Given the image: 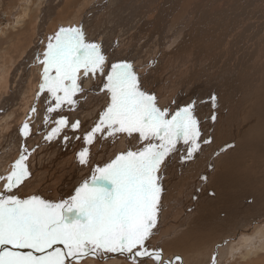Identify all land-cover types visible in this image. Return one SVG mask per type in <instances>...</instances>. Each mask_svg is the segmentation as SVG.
<instances>
[{
  "label": "rangeland",
  "instance_id": "obj_1",
  "mask_svg": "<svg viewBox=\"0 0 264 264\" xmlns=\"http://www.w3.org/2000/svg\"><path fill=\"white\" fill-rule=\"evenodd\" d=\"M38 1L39 0H0V52L2 50L4 51L6 47L8 48L10 44H14V42L27 47L25 51L26 54L24 53L21 58H16L17 61L15 63L10 64V69H12L11 71L13 73L9 72L10 74L7 76V83L9 84H7L3 93L5 95L0 97V118H3V120H0V177H4L10 173L11 166L20 158L23 150L27 149V152H24V154L28 156L25 164L29 176L18 188L14 189L15 194L20 198L36 195L34 192L28 193V191H31V189L28 190V188L33 186V189H35V187L41 185L37 184V181L42 179V183L44 182V178L49 176L50 180L45 181L47 184L46 186L54 185V183L56 184L58 181L62 184L59 198L57 199L56 193H54L53 198L47 199V201L56 203L74 196L75 190L85 180L91 179L92 172L96 167H103L115 159L118 154L128 150L135 151L144 145L139 141L138 134H133L132 137L127 139V134L124 133H119L114 137L109 136L107 130H105L104 133H97L92 144L89 145L85 143V135L96 126L101 114L110 103L108 94L103 90L105 77L99 74L95 77L81 79L80 86L83 91L77 93L73 97V100L76 102L74 105L63 103L59 109L48 112V108L50 106L55 107L56 102L46 90L43 92L40 90L43 65L39 62V59H43V53L49 42V37H47V42L45 43V35L49 36L54 22L63 19L64 21L61 27H80L84 32L87 42H94L101 45V50L107 57L105 74L110 71L112 63L127 62L133 66L136 74L140 77L145 74L147 69H150L153 59L158 58L160 52L165 53L171 49L175 50L174 45L184 37L183 35L185 32L195 22L196 13L200 6H202V10L203 6H207L208 11L212 13L211 15H217L228 8V4L231 0H175L174 3H176V5L172 10L173 13L171 11L170 15L168 14L166 20L164 19L165 22L155 23L159 28L162 27L160 33L153 31L151 28L143 32V29L145 23L149 25L148 23L154 20L156 21V16L162 12L160 10L163 8L165 0H73L71 7L66 6L64 8H62L61 0H40L41 3L38 4V9L33 12L30 9H32ZM84 2L86 6L83 8ZM24 9L29 10L28 14L31 18L27 26L23 25L21 27L16 23L22 12L25 11ZM31 34L32 36H30ZM29 38L32 40H28ZM29 42H31V44L27 46ZM33 47L37 48L36 52L34 51V56L32 54L33 52H31L32 50L27 52ZM255 48L259 47L255 46ZM259 50H261V48H259ZM30 52L32 55L29 54ZM167 56L168 55L165 57ZM259 59L260 61L263 60L264 55L260 56ZM171 60L173 61V59ZM173 64L176 65V63L169 64L160 75L161 79L164 80L167 85L170 83L169 78L172 76V72H175L173 75L174 77L176 76L179 78L180 75L176 71H172L173 69L171 66H174ZM260 66L264 68V60L261 61ZM246 75H241V87L246 85V79L244 78ZM262 75H264V70ZM30 83L32 84V88L29 93V87H31ZM193 86L194 85H192L190 89H194L195 87L193 88ZM241 87L239 88L237 84H235L231 90L233 97L230 98L225 96V92L221 94L223 91L217 89L218 96H223L218 98L216 95V99H218L215 102L214 109H216L212 112V115L216 117L215 121L217 117L221 116L222 113H224L223 111H225L223 107L220 108L217 106V103L227 100L224 105L231 106L233 100L238 97L239 92L242 90ZM230 88L231 87H226L225 91H228ZM251 88H253L252 82ZM164 90L162 93L157 91L158 93H153V95H155L157 99V105L162 109H168L169 114L172 115L177 111L178 105L175 107L177 101L174 99L175 96L170 93V90ZM144 91L147 92L145 89ZM25 92L31 95L30 106L27 109L24 108V103H22V100L27 97ZM196 93H198V91L194 94ZM4 100L6 101L4 102ZM202 106H204V103ZM33 108H35L34 112L32 111ZM204 109L205 108H202L204 117V120L201 122L202 130H205L209 123L211 124L210 118H208L211 115L210 110L207 112ZM7 112H9V116L10 114L14 116L9 118ZM4 118L6 119L4 120ZM62 118L68 121V126L63 127L59 134L54 136L51 140L46 139L52 129L57 127L56 121ZM6 120L8 121L6 122ZM76 122H79V127L73 129L71 125ZM251 122H254V119ZM25 123L29 125V134L26 137L21 134V129ZM245 129L246 127L244 129H239L241 134L238 137L245 135V133H243ZM65 137H67V139H65ZM127 144L129 146H127ZM237 145L236 143V147ZM130 146L132 148H130ZM84 148H88L89 150L88 163L86 165H81L78 160V154ZM229 148L230 146L227 147V149ZM62 151L65 152V155L60 158L58 161L59 164H54L52 166L55 158L59 156ZM245 151H242L244 154H239L241 156L245 155V158L241 165V170H238V179L235 181V184H232V188H236L237 192L240 191L242 195L244 190L248 192L249 190L264 188V156L251 149ZM171 158L173 159V157L166 158L164 164L161 165V170L171 164ZM41 164L43 165L41 166ZM67 164L70 165L71 169L69 174H66L65 172L67 170L63 168L66 167ZM74 164H78L77 167H74L77 172L75 173L77 174V179L72 176V166ZM39 166L43 168L39 172L31 175L34 168ZM222 170L223 167L218 165L215 168L214 174L209 178H215V180H217ZM245 174L248 175V181ZM188 179L187 184L189 186H187L189 190L190 184L194 185L195 179H190V177ZM2 184L3 181H0V185ZM30 184L32 185L30 186ZM0 188V191H3V188ZM231 192L233 191L231 190ZM233 193L238 201L243 199L241 195L236 196L237 193ZM45 194L46 191H44L41 196ZM183 194L186 195L184 189L181 191V196ZM206 195L207 191L203 196L205 197ZM178 201L176 205L174 204L176 209L173 212L170 211L173 206L168 208L166 207L168 205L167 202L164 204H162V201L159 202L160 213L158 212L156 226L152 229L153 234L145 242L149 251L153 253L159 252L163 255V257L161 256L163 264H165L164 259L169 261L171 258L170 261H172V258L176 255L186 256L188 260L185 261V264H212L211 258L214 257L213 255H215V253L218 258L222 253L221 248L238 242L242 235L251 236L257 225L261 227L264 226L263 217H253L247 222V216H241L232 222L227 221V219L222 220L219 218L218 223L210 225L207 222L206 216H209L213 212L211 209H205L199 217L193 219L194 222H190L188 225V231L196 230L199 226H207V229L201 230V233L198 235L197 233H193V245L188 241L187 246L185 243H182L183 245H179L175 248L169 247L165 249L164 244L169 237L171 236V238H173L172 236L179 231L182 225L186 222L188 223V220L194 218L196 214V212H193L195 213L194 215L192 212L190 213L189 204H187V206L186 204L181 205ZM217 203L220 204V201ZM190 204L192 205V201ZM215 214L217 217H220L219 210L216 211ZM221 243H223V245H221ZM263 245L264 242H260L259 248H263ZM263 251L264 249L261 250L256 257L240 260L239 258H235L234 261L232 260L225 264H264ZM226 255L227 254L222 253L223 257ZM125 256L126 257L119 253H106L100 259L93 257L85 258L80 264H86L88 259H91L93 263L97 262L100 264H105L112 260H121L122 264H133L127 255ZM137 261L139 264H156V261L148 257H143L141 260L139 258ZM218 261L219 260L215 258V264H218ZM176 262L177 261H175L174 264H176Z\"/></svg>",
  "mask_w": 264,
  "mask_h": 264
},
{
  "label": "snow or ice",
  "instance_id": "obj_2",
  "mask_svg": "<svg viewBox=\"0 0 264 264\" xmlns=\"http://www.w3.org/2000/svg\"><path fill=\"white\" fill-rule=\"evenodd\" d=\"M106 61L101 45L87 42L80 27H61L49 37L43 59H39L43 65L40 90H46L56 102L48 112L63 103L74 105L73 97L83 91L81 79L99 74L105 77L103 90L110 103L85 135L86 144H92L97 133L107 130L113 137L138 134L144 146L122 152L105 166L96 167L74 196L56 203L37 195L20 198L15 194L14 189L29 176L24 149L10 173L0 177V264H80L85 258L100 259L106 253L127 255L133 264H139L138 257L163 264L161 254L149 251L145 242L157 222L161 165L181 140L188 145L186 159L200 148L195 105L170 115L168 109L157 105L155 95L141 88L130 63H112L105 74ZM211 119L214 121L215 115ZM56 124L46 139L58 135L68 121L62 118ZM71 127L78 128L79 122ZM21 134H29L27 123ZM88 157L89 150L84 148L78 154L79 163L86 165Z\"/></svg>",
  "mask_w": 264,
  "mask_h": 264
},
{
  "label": "bare ground",
  "instance_id": "obj_3",
  "mask_svg": "<svg viewBox=\"0 0 264 264\" xmlns=\"http://www.w3.org/2000/svg\"><path fill=\"white\" fill-rule=\"evenodd\" d=\"M72 1L73 0H61L62 8L66 6L71 7ZM174 2L175 0H165L163 8L160 10L162 12L156 16V21L154 20L148 23L149 25L145 23L143 32L151 28L153 31L160 33L162 27L159 28L155 23L165 22L166 17H168V14L170 15V12L176 5ZM39 3H41L40 0L30 10L33 12L37 10ZM85 6L86 3L84 2L83 8ZM201 7L202 6L197 10L196 20L193 25L185 32L183 35L184 37L174 45L175 50L171 49L165 53L160 52L158 58L153 59L150 69H147L145 74L139 77L140 86L143 90L145 89L148 93L155 94L158 93L157 91L162 93L164 89H168L171 91L170 93L175 96L174 99L177 101V104L175 102V107L178 105L177 111L194 103V114L196 119L199 121L202 118L199 122V152H194L191 159H186L188 145H185L182 140L179 141L176 145V150L168 156V158L173 157V159L171 158V164L164 167L160 173V184L162 188L160 202L162 201V204L167 202L168 205L166 207L168 208L173 206L170 209V211L173 212L176 209L174 204L176 205L179 200L178 203L181 205L186 204L187 206V204H189L190 213L196 212V214L193 213V215L195 214L194 218L189 219L188 223H184L179 231L172 236L173 238H171V236L169 237L164 244L165 249L169 247L175 248L184 243L187 246L188 241L193 245V233H197L198 235L201 233V230H204L207 226H199L196 230L188 231V225L190 222H194L193 219L199 217L205 209H211L213 212L209 216H206L207 222L210 225L218 223L219 218L222 220L227 219L229 222L241 216H247V222L253 217L264 218V188L249 190L248 192L244 190L243 195L240 191L237 192L236 188H232V184H235V181L238 179V170H241V165L245 158V155L241 156L239 154L243 153L242 151L251 149L264 156V75H262L264 68L260 66L261 61L264 59L261 61L259 59L260 56L264 55V0H231L228 4V8L217 15H211L212 13L208 11L207 6H203V10ZM24 10L16 23L21 27L23 25L27 26L31 18L28 14L29 10ZM36 17L35 19L37 20ZM63 21L62 19L54 22L49 36L45 35V43L47 42V37H53L61 28ZM31 31L33 32L34 30ZM30 36H32V34ZM28 40L32 39L29 38ZM29 44H31V42L27 43V46H29ZM255 46L261 48V50L255 48ZM26 49L27 47L25 45H19L14 42V44H10L8 48L6 47L4 51L2 50L0 52V97L5 95L3 93L7 84H9L7 83V76H9V72H12L10 64L15 63L17 61L16 58H21L24 53L26 54ZM30 50H32L31 52H33L32 54L34 56L37 48L33 47L27 52ZM31 52L29 54H31ZM166 55L168 56L165 57ZM171 59H173V61ZM172 63H176V65L173 64L174 66H171L173 69L172 71H176L180 75L179 78L176 76L174 77L173 75L175 72H172V76L169 78L170 83L167 85V83L161 79L160 75L165 71V67H168V65ZM243 74H247L244 77L246 79V85L241 87L240 79ZM251 82L253 88H251ZM235 84L242 89L238 97L233 100V104H230L231 106L224 105L227 100L218 102L217 106L220 108L223 107L225 111H223L224 113H222L221 116L217 117L216 121H213L211 119L213 116L212 112L216 108L214 109L212 106L213 101H211V99L213 97L216 98V95L218 98L223 96H218L217 89L223 91L221 94L225 92L226 97H233L231 90ZM192 85H194V89H190ZM30 86L31 87L28 86L29 93L32 88L31 83ZM226 87L231 88L225 91ZM195 90L198 91V93L194 94L196 92ZM28 94L26 99L22 100V103H24L23 106H25L24 108L26 109L29 108L31 99V95ZM217 100L218 99H215V102ZM5 101L6 100H4V102ZM203 103L204 106H202ZM202 108H205L204 110L207 112L210 110L211 114L210 117H208L210 118L211 124L208 122L210 125L208 124L205 130L201 129V122L204 120ZM7 113V116H9V112ZM12 116L10 114L9 118ZM5 119L6 118H4V120ZM253 119L254 122H251ZM0 120H3V118H0ZM7 121L8 120H6V122ZM245 127L246 129L243 131L245 135L238 137L241 134L239 129H244ZM126 138L129 139L128 136H126ZM205 140H209L210 143H204ZM236 143L238 144L237 147ZM127 146L129 145L127 144ZM228 146H230L229 149H227ZM130 148L132 147L130 146ZM64 155V151L60 152V155L55 158L52 166L54 164H59L58 161ZM42 165L43 164H41V166ZM77 165L78 164H74L72 166V176L75 177V179H77V174H75L77 172L74 167H77ZM218 165L223 167L218 179L209 178L214 174L215 168ZM41 166L34 168L31 175L39 172L43 168ZM63 168L67 170L65 172L66 174L71 172L70 165L67 164V166ZM189 177L190 179H195V183L194 185L190 184V189L188 190L189 185L187 184V179ZM245 177L248 181V175L245 174ZM46 180L49 181L50 177L46 176L42 183V179L37 181V184L41 185L35 187V189H33V186L28 188V190L31 189L28 193L34 192V194L40 197L41 194L46 191V194L41 196L42 199L47 200L48 198H53L54 193H56V198L58 199L62 186L61 182L58 181L56 184L54 183V185L46 186ZM31 185L32 184H30V186ZM183 189L186 195L183 194L181 196V191ZM231 190L237 193L236 196L241 195L243 199L238 201ZM206 191L207 195L204 197L203 194ZM191 201L192 205L190 204ZM219 201L220 204L217 203ZM218 210L220 211V217H217L215 214ZM260 242H264V226L261 227L257 225L251 236L242 235L238 242L221 248V252L227 254L225 257H223L221 253L217 258L215 253V255H213L214 257L211 258L212 264L213 258L219 260L217 262L218 264H225L226 262L234 261L235 258H239L240 260L256 257L259 252L264 249V245L262 246L263 248H259ZM221 245H223V243H221ZM123 256L126 257L125 255ZM161 256L163 257V255ZM170 259L169 261L164 259V263L174 264L175 261H177L176 264H185V261L188 260L186 256L183 257L182 255L174 256L172 261H170ZM86 264L100 263H93L91 259H88ZM105 264H122V262L121 260H112Z\"/></svg>",
  "mask_w": 264,
  "mask_h": 264
}]
</instances>
